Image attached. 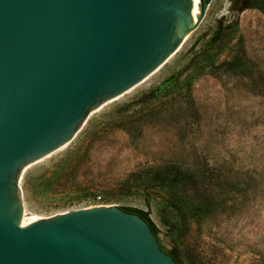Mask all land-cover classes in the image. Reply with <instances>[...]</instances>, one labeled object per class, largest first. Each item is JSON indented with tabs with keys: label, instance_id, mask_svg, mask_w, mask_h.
Here are the masks:
<instances>
[{
	"label": "rangeland",
	"instance_id": "obj_1",
	"mask_svg": "<svg viewBox=\"0 0 264 264\" xmlns=\"http://www.w3.org/2000/svg\"><path fill=\"white\" fill-rule=\"evenodd\" d=\"M255 1L210 0L167 64L90 112L72 143L22 170L27 216L134 207L149 211L164 244L179 243L188 264H264V8H247ZM235 24L216 66L194 69ZM234 57L252 64L229 71ZM166 166L186 177L183 210L151 184Z\"/></svg>",
	"mask_w": 264,
	"mask_h": 264
},
{
	"label": "water",
	"instance_id": "obj_2",
	"mask_svg": "<svg viewBox=\"0 0 264 264\" xmlns=\"http://www.w3.org/2000/svg\"><path fill=\"white\" fill-rule=\"evenodd\" d=\"M208 5L0 0V264H177L160 232L118 206L22 220L20 178L167 64Z\"/></svg>",
	"mask_w": 264,
	"mask_h": 264
},
{
	"label": "trees",
	"instance_id": "obj_3",
	"mask_svg": "<svg viewBox=\"0 0 264 264\" xmlns=\"http://www.w3.org/2000/svg\"><path fill=\"white\" fill-rule=\"evenodd\" d=\"M247 8L263 9L264 4H261V0H256L255 2H253V4L249 5ZM234 27L237 28L236 24L229 25L227 27V29H232V32L228 34L227 36L228 40L221 43V45L218 46L217 49L216 48L208 49L207 51L201 53L200 58L197 57L194 58V60L192 61L194 65V69H197L199 72H203L208 68L216 66L217 57L223 52L225 48H227V46L232 40L231 36L232 34L235 33V30L233 31ZM249 64H252V62L247 58L234 57L230 62L226 63L225 65L227 66V69L229 71L243 72L245 66L246 65L248 66ZM262 83L264 84V82ZM185 178L186 177H183V173L178 166H166L154 170V174L151 178V184L169 193V195L173 199L172 205L178 210H183L185 208V201L183 200L182 195L183 193H186V191L189 189V187L185 184ZM121 208L128 213L137 214L140 217H142L149 224L151 230L154 232V234L158 237L159 240L160 230L155 225L153 220L150 218L149 211H144L134 207H121ZM175 239H178V236ZM159 243L161 248L164 251H166L177 264H188L186 259L187 257L181 251L179 243L176 242V244H174L171 250H167L164 246H162L160 240Z\"/></svg>",
	"mask_w": 264,
	"mask_h": 264
},
{
	"label": "bare ground",
	"instance_id": "obj_4",
	"mask_svg": "<svg viewBox=\"0 0 264 264\" xmlns=\"http://www.w3.org/2000/svg\"><path fill=\"white\" fill-rule=\"evenodd\" d=\"M196 20H197V18H196ZM190 36V35H189ZM189 36H187L186 37V39H185V41L189 38ZM158 72V71H157ZM156 72V73H157ZM155 74V73H154ZM153 74V75H154ZM152 75V76H153ZM151 77V76H150ZM150 79V78H149ZM149 79H146L145 80V82H147V80H149ZM143 83V82H142ZM137 87V86H136ZM134 89V88H133ZM130 92V91H129ZM124 96V95H123ZM122 96V97H123ZM121 97H119V98H116V99H114V100H111V101H109L108 103H111V102H114V101H117L118 99H120ZM107 103V104H108ZM104 106V105H103ZM103 106H101L100 107V109L103 107ZM63 148H65V146L64 147H62V148H60L58 151H56V152H59V151H61ZM56 152H54V153H56ZM54 153H52V154H54ZM52 154H50V155H48L47 157H45V158H43V159H41V160H39V161H36V162H34V163H31V164H29L24 170H23V173H22V176L24 175V173L26 172V170L29 168V167H31L32 165H35V164H37V163H39V162H42L43 160H45L46 158H48V157H50ZM28 215V211L26 210V207L24 206V215H23V218H22V220L23 219H37L36 217H28L27 216Z\"/></svg>",
	"mask_w": 264,
	"mask_h": 264
}]
</instances>
